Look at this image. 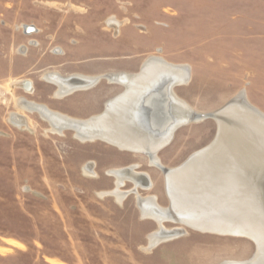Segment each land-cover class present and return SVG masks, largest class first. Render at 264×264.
<instances>
[{
	"label": "rangeland",
	"instance_id": "obj_1",
	"mask_svg": "<svg viewBox=\"0 0 264 264\" xmlns=\"http://www.w3.org/2000/svg\"><path fill=\"white\" fill-rule=\"evenodd\" d=\"M112 17L120 22L117 33L107 26ZM149 56L188 66V82L174 93L194 111L217 112L243 90L242 98L264 115V0H0V264L254 259L248 238L203 233L170 220L161 227L184 234L148 248L147 235L160 227L141 216L136 195L118 203L100 194L114 188L107 171L136 165L152 183L149 190L137 189L139 196H153L156 205L169 208L164 173L144 155L78 140L73 131L51 133L36 113L16 108L23 97L87 119L123 88L99 80L56 99V87L42 76L135 74ZM15 81L31 82L33 92ZM14 114L25 124L13 123ZM215 134L210 118L181 125L156 156L164 169L177 168ZM132 187L126 181L121 191Z\"/></svg>",
	"mask_w": 264,
	"mask_h": 264
},
{
	"label": "bare ground",
	"instance_id": "obj_2",
	"mask_svg": "<svg viewBox=\"0 0 264 264\" xmlns=\"http://www.w3.org/2000/svg\"><path fill=\"white\" fill-rule=\"evenodd\" d=\"M119 25L113 17L107 21L116 33ZM24 29L31 33V29ZM42 80L56 87V99L87 90L99 80L121 86L122 93L110 99L105 110L84 120L23 97L16 99L15 105L17 110L36 113L48 123L51 133L73 131L78 140H99L121 151L144 155L159 170L163 165L156 154L170 142L173 132L215 113L194 111L174 93L176 86L189 80L187 65L172 64L156 56L147 57L135 74H76L63 78L52 72L44 74ZM12 85L29 95L33 92L31 82L15 81ZM238 94L226 108L217 111L213 140L182 165L165 169L169 171L163 178L169 208L156 205L153 196H139L137 189L149 190L152 183L146 173L136 172V165L107 171L115 180L114 188L100 195L113 196L121 203L134 193L141 216L160 227L147 235L148 248L182 236L184 230L167 231L161 227L166 220L179 221L203 233L240 236L253 242L256 255L252 261L226 264H264V115L242 98L243 90ZM23 119L19 114L12 115L18 126L25 124ZM90 169L84 168V173L95 176ZM126 181L133 187L123 192L121 187Z\"/></svg>",
	"mask_w": 264,
	"mask_h": 264
},
{
	"label": "water",
	"instance_id": "obj_3",
	"mask_svg": "<svg viewBox=\"0 0 264 264\" xmlns=\"http://www.w3.org/2000/svg\"><path fill=\"white\" fill-rule=\"evenodd\" d=\"M230 104V103H229ZM229 104H227V105H229ZM226 105V106H227ZM226 106L224 107V108H226ZM218 112H215L213 115H209V116H207V117H203V119H213L214 121H216L217 120V114ZM161 169V171L164 173V175H166L169 171H166L164 168H160Z\"/></svg>",
	"mask_w": 264,
	"mask_h": 264
},
{
	"label": "crops",
	"instance_id": "obj_4",
	"mask_svg": "<svg viewBox=\"0 0 264 264\" xmlns=\"http://www.w3.org/2000/svg\"><path fill=\"white\" fill-rule=\"evenodd\" d=\"M54 111V110H53ZM57 112V111H56ZM60 113V112H59ZM62 114V113H61Z\"/></svg>",
	"mask_w": 264,
	"mask_h": 264
}]
</instances>
